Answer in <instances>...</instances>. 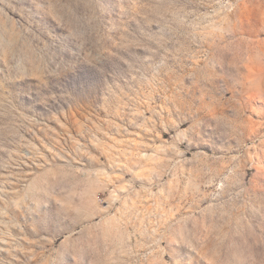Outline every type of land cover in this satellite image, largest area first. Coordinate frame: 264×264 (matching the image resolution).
I'll list each match as a JSON object with an SVG mask.
<instances>
[{
    "label": "rangeland",
    "instance_id": "1",
    "mask_svg": "<svg viewBox=\"0 0 264 264\" xmlns=\"http://www.w3.org/2000/svg\"><path fill=\"white\" fill-rule=\"evenodd\" d=\"M0 264H264V0H0Z\"/></svg>",
    "mask_w": 264,
    "mask_h": 264
}]
</instances>
